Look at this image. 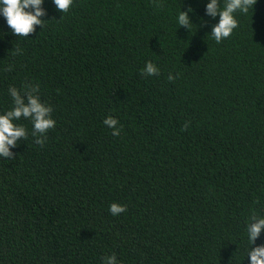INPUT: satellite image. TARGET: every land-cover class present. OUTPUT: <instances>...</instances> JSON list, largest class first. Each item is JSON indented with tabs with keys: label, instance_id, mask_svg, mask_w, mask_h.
<instances>
[{
	"label": "trees",
	"instance_id": "16d2710c",
	"mask_svg": "<svg viewBox=\"0 0 264 264\" xmlns=\"http://www.w3.org/2000/svg\"><path fill=\"white\" fill-rule=\"evenodd\" d=\"M208 2L74 0L63 13L45 0L28 37L0 17V112L9 85L34 83L57 122L43 146L29 134L0 158V264H249L245 223L264 214V0L220 43ZM189 8L192 31L175 22ZM149 60L158 76H141ZM113 202L127 210L111 215Z\"/></svg>",
	"mask_w": 264,
	"mask_h": 264
},
{
	"label": "clouds",
	"instance_id": "9594fccd",
	"mask_svg": "<svg viewBox=\"0 0 264 264\" xmlns=\"http://www.w3.org/2000/svg\"><path fill=\"white\" fill-rule=\"evenodd\" d=\"M74 0H52L57 10L63 13L69 11ZM45 0H0V17L6 21L11 33L18 37H28L36 30L37 26H43L46 20V9L43 7ZM256 0H209L206 4V14L212 18L219 17L211 29L212 38L220 43L230 37L238 27L239 21L237 13L247 14L253 7ZM188 11L179 10L175 17L178 27H187L192 31L193 22ZM21 49L15 47L13 52L17 55ZM11 64L6 70H10ZM141 76H158L159 66L153 61L145 62L140 70ZM167 79L173 81L176 76L169 72ZM7 95L11 98V107L0 112V158L11 159L14 157L12 149L18 146L21 138L27 139L29 134L34 138V142L43 146L47 140V133L55 128L56 120L53 118L54 107L41 98L40 86L34 83H24L20 87L9 85ZM21 119L31 121V133L22 124ZM103 124L112 129L113 136H119L121 127L119 120L109 115L103 120ZM187 127V125H185ZM127 210V206L113 202L109 205L108 211L113 216H118ZM264 230V214L253 212L245 223L246 232V259L249 264H264V242L257 243ZM103 264H122L115 253L105 255Z\"/></svg>",
	"mask_w": 264,
	"mask_h": 264
}]
</instances>
